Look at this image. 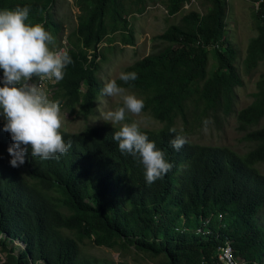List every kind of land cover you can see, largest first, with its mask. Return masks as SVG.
I'll use <instances>...</instances> for the list:
<instances>
[{
    "label": "trees",
    "instance_id": "trees-1",
    "mask_svg": "<svg viewBox=\"0 0 264 264\" xmlns=\"http://www.w3.org/2000/svg\"><path fill=\"white\" fill-rule=\"evenodd\" d=\"M56 1L0 0V11L28 6L26 23L43 25L57 44L64 29L52 12ZM190 1L73 0L76 23L66 34L72 63L51 90L61 106L84 117L103 96L99 67L109 63L107 53L134 46L130 19L156 3L177 19L154 39L149 55L124 69L138 79L115 80L138 94L142 111L161 125L140 131L173 168L148 184L143 166L113 140L120 128L106 125L60 129L72 141L66 154L42 160L29 146L25 163L13 168L7 151L13 142L0 120V264H222L226 246L237 264H264V175L257 168L264 128L255 129L264 119V75L251 103L235 113L236 128L251 144L247 152L187 139L205 120L221 129V120L234 114V90L264 63V0H252L256 36L240 70L226 36V1L201 0V12L185 10ZM175 135L187 140L179 151L170 143ZM91 246L119 260L90 255Z\"/></svg>",
    "mask_w": 264,
    "mask_h": 264
},
{
    "label": "clouds",
    "instance_id": "clouds-1",
    "mask_svg": "<svg viewBox=\"0 0 264 264\" xmlns=\"http://www.w3.org/2000/svg\"><path fill=\"white\" fill-rule=\"evenodd\" d=\"M29 14L28 6L0 11V70L3 71L0 116L6 121L3 131L10 134L13 142L7 150L13 168L25 163L29 146L31 156L42 160L58 159L72 147V141L66 142L59 131L61 102L50 100L49 91L32 82L36 77L54 84L63 80L66 67L72 63L67 42L65 49L55 48V38L43 25L26 23ZM119 79L127 84L138 79V74L121 73ZM51 86L48 85V89L51 90ZM125 93L126 89L118 86L115 80L104 86L102 94L123 98V106L108 111L104 120L111 125L121 124L113 133V140L118 142L123 155H130L143 166L146 182L152 184L171 171L173 164L165 159V153L155 142L140 131L137 122L123 123L126 113L138 116L145 106L142 99ZM209 123V120L203 121L204 132L208 131ZM169 132L175 133L176 129L170 128ZM170 143L179 151L187 140L175 135Z\"/></svg>",
    "mask_w": 264,
    "mask_h": 264
},
{
    "label": "rangeland",
    "instance_id": "rangeland-1",
    "mask_svg": "<svg viewBox=\"0 0 264 264\" xmlns=\"http://www.w3.org/2000/svg\"><path fill=\"white\" fill-rule=\"evenodd\" d=\"M201 0H191L184 8L185 10H196L201 12L199 6ZM227 6L226 14V36L228 43L237 52V70H240V62L245 56L247 45L253 37L256 36V25L258 19L256 17L257 2L252 0H225ZM58 15V19L63 22L64 34L54 44L55 48H63L66 44L67 32L75 26V16L77 10L73 5V0H57L54 10L52 11ZM134 29V46H123L121 50L111 51L107 53L109 63L100 64L99 79L104 86L111 80L119 78L124 69L149 55L153 46L156 45L154 40L158 35L162 34L165 29L176 20H169L163 7L156 3L155 5L148 6L144 13L130 19ZM67 45V44H66ZM53 46H50V48ZM68 47V46H67ZM104 47V44L99 45ZM264 75V63L251 73L247 79H243V86L234 90L236 99L234 102V114H231L225 120H221V129H217L214 122L209 120L208 131L204 132L202 129L197 130L192 136L187 139L190 142L211 146V147H226L238 155H242L250 149L251 144L245 140V134L238 131L235 123V113L242 108L249 105L252 101L251 94L255 92V82L260 75ZM33 83L36 84V79L33 78ZM48 92V91H47ZM127 94H133L138 99V94L127 91ZM49 99H53L52 91L49 88ZM95 105V112L89 116H82L77 114L76 111L71 113L64 106H60V119L61 128L67 132L75 133L80 132L88 127L99 125H106L111 127L120 128L121 124L111 125V122L105 121L104 116L108 111H114L116 108L123 106V98L121 96L109 97L102 94ZM0 119H4L0 116ZM137 122L140 129L156 130L161 125L155 122L147 113L141 112L140 115L126 113L125 121L123 123ZM256 128H264V119L260 120ZM261 174L264 175V162L257 166ZM136 224V223H135ZM17 245V243H14ZM87 252L90 255H95L99 258H111L118 261L119 256L115 252H111L104 248L88 247ZM145 260V259H144ZM146 263V261H145Z\"/></svg>",
    "mask_w": 264,
    "mask_h": 264
},
{
    "label": "built area",
    "instance_id": "built-area-1",
    "mask_svg": "<svg viewBox=\"0 0 264 264\" xmlns=\"http://www.w3.org/2000/svg\"><path fill=\"white\" fill-rule=\"evenodd\" d=\"M63 49H65L63 47ZM3 79V71L0 70V80ZM36 83L42 87H44L47 91H49L48 89V85H53L54 83H52L51 81H48V80H41L39 79L38 77H36ZM2 85V84H0ZM219 259L220 261L223 263V264H237L234 259H233V256L231 254V250H230V247L226 246L225 248L221 249V253H220V256H219Z\"/></svg>",
    "mask_w": 264,
    "mask_h": 264
}]
</instances>
